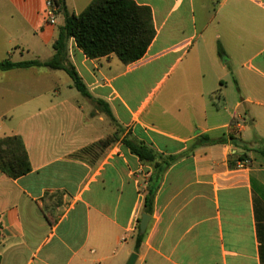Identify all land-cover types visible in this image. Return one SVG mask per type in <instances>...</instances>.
Wrapping results in <instances>:
<instances>
[{
  "label": "crops",
  "instance_id": "crops-1",
  "mask_svg": "<svg viewBox=\"0 0 264 264\" xmlns=\"http://www.w3.org/2000/svg\"><path fill=\"white\" fill-rule=\"evenodd\" d=\"M92 1L64 5L78 15ZM130 1L150 10L155 31L139 61L89 60L67 45L112 120L63 71H0V139L19 137L31 169L16 180L0 172V264H126L132 254L134 264H264V0ZM45 9L44 0H0V61L53 57L63 17L49 25ZM116 131L109 148L81 153ZM229 134L240 148L193 145ZM123 138L158 163L174 160L159 172ZM243 151L249 167L230 168Z\"/></svg>",
  "mask_w": 264,
  "mask_h": 264
},
{
  "label": "trees",
  "instance_id": "trees-1",
  "mask_svg": "<svg viewBox=\"0 0 264 264\" xmlns=\"http://www.w3.org/2000/svg\"><path fill=\"white\" fill-rule=\"evenodd\" d=\"M54 5L59 9L63 17V25L58 29V35L52 45L54 55L51 59L40 61H27L22 63H11L9 60L0 61V71L12 69H27L31 67L48 70L63 71L71 80L72 87L83 97L102 108V113L112 120L107 104L93 99L88 93L82 80L69 63L67 45L73 39L76 47L89 59H99L109 55H115L124 65L139 61L147 52L149 45L155 37V31L151 21L150 10L146 7L137 6L130 0H93L80 14L69 13L64 5V0H54ZM217 54L224 63L226 58L220 46ZM117 132L97 144L81 151L87 153L93 148L104 150L117 141ZM197 132V136H198ZM227 141L238 149L240 141L229 134L219 140H211L207 136H200L194 142L198 145L226 144ZM122 144L129 152L140 161L153 163L154 168L163 170L168 167L174 158L157 162L155 154L142 143H136L127 138L122 139ZM264 157V147L256 150ZM228 161L230 168L234 169L237 161L248 160L246 153L233 154ZM27 153L22 140L17 136L0 139V172L12 180H16L30 172ZM156 192L155 185L149 187L144 197V214L151 216L153 198ZM1 235V224H0ZM145 238V234L135 235V251L138 250Z\"/></svg>",
  "mask_w": 264,
  "mask_h": 264
},
{
  "label": "built area",
  "instance_id": "built-area-1",
  "mask_svg": "<svg viewBox=\"0 0 264 264\" xmlns=\"http://www.w3.org/2000/svg\"><path fill=\"white\" fill-rule=\"evenodd\" d=\"M45 1V16H46V20L47 23L49 25H54L56 18L59 14V9L57 7H55L54 5V0H44ZM250 165V161L249 160H243V161H237L235 163V170H244L246 168H248Z\"/></svg>",
  "mask_w": 264,
  "mask_h": 264
},
{
  "label": "water",
  "instance_id": "water-1",
  "mask_svg": "<svg viewBox=\"0 0 264 264\" xmlns=\"http://www.w3.org/2000/svg\"><path fill=\"white\" fill-rule=\"evenodd\" d=\"M150 221V217L146 214H142L140 217L139 225H138V234L143 235L146 232L148 223ZM136 260V255L132 254L126 264H134Z\"/></svg>",
  "mask_w": 264,
  "mask_h": 264
},
{
  "label": "rangeland",
  "instance_id": "rangeland-1",
  "mask_svg": "<svg viewBox=\"0 0 264 264\" xmlns=\"http://www.w3.org/2000/svg\"><path fill=\"white\" fill-rule=\"evenodd\" d=\"M196 13H198V11L196 12ZM92 105V104H91ZM92 107L94 108V109H96L97 111H99L100 113L102 112V108L101 107H99V108H97L95 105H92ZM243 119L245 120V122H249V118L247 117V116H245V117H243ZM109 122H110V120H109ZM112 124V123H111ZM113 125V124H112ZM117 133H118V137H121L122 136V134H121V132L120 131H116Z\"/></svg>",
  "mask_w": 264,
  "mask_h": 264
}]
</instances>
